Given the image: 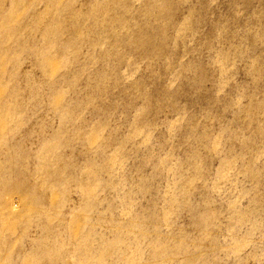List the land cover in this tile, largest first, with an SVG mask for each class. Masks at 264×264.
<instances>
[{"label":"rangeland","instance_id":"374dc122","mask_svg":"<svg viewBox=\"0 0 264 264\" xmlns=\"http://www.w3.org/2000/svg\"><path fill=\"white\" fill-rule=\"evenodd\" d=\"M0 264H264V0H0Z\"/></svg>","mask_w":264,"mask_h":264},{"label":"bare ground","instance_id":"6f19581e","mask_svg":"<svg viewBox=\"0 0 264 264\" xmlns=\"http://www.w3.org/2000/svg\"><path fill=\"white\" fill-rule=\"evenodd\" d=\"M4 220H5V219H4ZM9 220H10V219H9ZM9 220H8V221H3V223H2L3 226H4V224L11 222V221H9Z\"/></svg>","mask_w":264,"mask_h":264}]
</instances>
